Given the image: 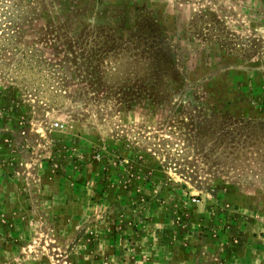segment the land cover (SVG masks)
I'll list each match as a JSON object with an SVG mask.
<instances>
[{"label":"rangeland","instance_id":"rangeland-1","mask_svg":"<svg viewBox=\"0 0 264 264\" xmlns=\"http://www.w3.org/2000/svg\"><path fill=\"white\" fill-rule=\"evenodd\" d=\"M0 264H264V0H0Z\"/></svg>","mask_w":264,"mask_h":264}]
</instances>
